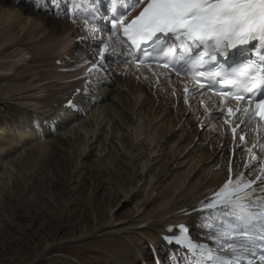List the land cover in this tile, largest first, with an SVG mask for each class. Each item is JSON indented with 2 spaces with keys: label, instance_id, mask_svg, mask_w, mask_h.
Here are the masks:
<instances>
[{
  "label": "bare ground",
  "instance_id": "1",
  "mask_svg": "<svg viewBox=\"0 0 264 264\" xmlns=\"http://www.w3.org/2000/svg\"><path fill=\"white\" fill-rule=\"evenodd\" d=\"M15 5L0 0V103L6 109L5 118L0 115V222L20 215L19 199L12 198L18 203L15 207L6 200L12 180L22 198L28 191L30 198L38 191L41 197L48 195L52 205L61 206L64 226L80 225V235L73 238L122 232L119 237H126L125 248L134 260L140 259L133 242L158 245L166 225L194 220L181 209L198 207L224 179L226 168L219 170L224 149L217 136L198 127L196 109L188 110L181 99L174 107L164 85L153 89L148 78L136 81L114 72L110 83L102 78L93 84L71 80L87 67L73 72L74 64L89 59L78 42L83 36L78 22L60 24L50 14L27 12L26 3ZM83 74L89 80L96 77L95 72ZM68 101L85 115L66 107ZM37 118H51L58 127L54 134L45 125L39 137L12 138L18 120ZM103 186L114 195L112 200H132L138 192L147 197L129 210L125 221L108 213L107 221L88 230L87 209L96 221L107 212L108 205L97 199ZM48 246L42 241L43 249ZM60 264L77 263L62 260ZM119 264L129 261L120 258Z\"/></svg>",
  "mask_w": 264,
  "mask_h": 264
},
{
  "label": "snow or ice",
  "instance_id": "2",
  "mask_svg": "<svg viewBox=\"0 0 264 264\" xmlns=\"http://www.w3.org/2000/svg\"><path fill=\"white\" fill-rule=\"evenodd\" d=\"M83 2L51 0L58 18L82 17L80 31L91 24L104 33L93 40L78 37L87 48L100 50L98 59L93 52L86 61L89 74L109 75L121 63L153 61L162 65L165 80L171 68L178 77L191 75L200 89L214 91L222 103L235 102L237 111L247 114L242 123L253 117L264 120V0H120L119 7L117 0H87L92 6L87 14L80 8ZM34 7L45 6L36 0ZM66 107L75 106L68 101ZM213 115L225 113L218 109ZM45 125L54 134L51 118L18 120L12 138L39 137ZM220 155L225 163L219 170L227 168L223 181L199 208L181 209L195 217L193 222L166 225L159 248L147 242L153 264H163L162 249L168 252V264H264V171L256 174L259 162L241 166Z\"/></svg>",
  "mask_w": 264,
  "mask_h": 264
},
{
  "label": "rangeland",
  "instance_id": "3",
  "mask_svg": "<svg viewBox=\"0 0 264 264\" xmlns=\"http://www.w3.org/2000/svg\"><path fill=\"white\" fill-rule=\"evenodd\" d=\"M3 2L11 5L7 3V0H3ZM26 8L27 12L32 11L27 5ZM59 23L61 24V22ZM174 107L176 106L174 105ZM4 108V105L0 103V115L5 118L6 109ZM11 184L14 186H11V189L9 188L7 191L9 196L6 197V200L10 206H14L17 202L12 198L17 197L16 199H19L21 206L19 209L17 208V211L20 215L11 217V221L7 220L3 224L0 222V264H60L62 260H69L77 264H119L120 258L129 261V264H142L141 259L134 260L133 255L125 248L126 237L125 239L119 237L123 234L122 232L99 236L96 233L86 238L87 240L76 238L80 235V225L77 226L76 222H74L75 224L73 222L68 224L67 222L64 226L65 211L61 206L52 205L48 195L41 197L40 193L35 190L36 193L31 195L32 198L28 196L29 191L26 192V195L24 193V198H22L18 184L12 180ZM33 184L38 187L35 185V181ZM20 186L23 187L24 184H20ZM106 188V186L101 188L97 194V199L99 204L108 205L107 212L105 210L102 220L96 221L93 220L95 216H91L87 209L89 213V218H86L88 230L104 220L107 221L109 214H113L120 221H125L126 216L129 215V210H131L130 213L134 211L137 206L143 204L145 197H147L145 192H138L132 197V200L121 198L119 201L118 197L112 200L114 195ZM26 197L30 198V203L26 202ZM102 207L100 206L101 211H103ZM74 236L76 237L73 238ZM41 240L49 245L47 249H43ZM127 241H130L129 238ZM133 243L134 252L140 253L141 257L146 260L149 256L148 243L144 240ZM162 256L164 257L165 254Z\"/></svg>",
  "mask_w": 264,
  "mask_h": 264
}]
</instances>
